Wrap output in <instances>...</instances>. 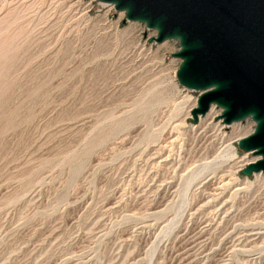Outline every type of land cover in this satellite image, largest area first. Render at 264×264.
<instances>
[{
  "label": "rangeland",
  "instance_id": "1",
  "mask_svg": "<svg viewBox=\"0 0 264 264\" xmlns=\"http://www.w3.org/2000/svg\"><path fill=\"white\" fill-rule=\"evenodd\" d=\"M87 0H0V264H264L243 130L176 40Z\"/></svg>",
  "mask_w": 264,
  "mask_h": 264
},
{
  "label": "water",
  "instance_id": "2",
  "mask_svg": "<svg viewBox=\"0 0 264 264\" xmlns=\"http://www.w3.org/2000/svg\"><path fill=\"white\" fill-rule=\"evenodd\" d=\"M98 1L155 30L150 42L177 40L176 80L200 92L192 122L211 104L224 124L250 117L253 131L236 146L256 158L240 174H264V0Z\"/></svg>",
  "mask_w": 264,
  "mask_h": 264
},
{
  "label": "built area",
  "instance_id": "3",
  "mask_svg": "<svg viewBox=\"0 0 264 264\" xmlns=\"http://www.w3.org/2000/svg\"><path fill=\"white\" fill-rule=\"evenodd\" d=\"M87 3L89 4V7H92V6H94V5H96V6H98L99 8H101V7H104L105 8V13H106V15L110 12V11H116L115 9H114V7H113V5L112 4H110V3H106V2H101V1H98V0H87ZM120 13H123L122 11H119ZM144 25V24H143ZM144 29H147V30H149V28H147L145 25H144ZM153 30V29H152ZM155 35V34H154ZM150 37H152V36H150ZM149 37V38H150ZM177 41V40H176ZM178 48H179V46H178ZM178 48H177V50H178ZM197 98V97H196ZM208 113H211V112H215L214 113V116L216 115V114H220V111H221V109L218 107V106H216V105H214V104H211V105H209V108H208ZM217 115V116H218ZM242 121L244 122V124L243 125H241V128H242V132H243V135H241L240 137H238L237 138V140L239 139V138H241V137H244V136H246V135H249L252 131H253V128H254V125H255V122L250 118V117H246V118H244L243 120H240V121H237L236 123H238L239 125H240V123H242ZM236 140V141H237ZM248 154H250V153H245L244 155H248ZM256 157H254V159H255ZM253 159V160H254ZM253 160H251V161H253ZM249 162V161H248ZM258 174H261V173H258ZM263 176H264V174H263Z\"/></svg>",
  "mask_w": 264,
  "mask_h": 264
}]
</instances>
